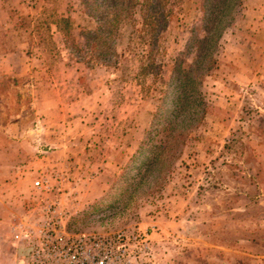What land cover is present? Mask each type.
<instances>
[{
    "label": "rangeland",
    "instance_id": "374dc122",
    "mask_svg": "<svg viewBox=\"0 0 264 264\" xmlns=\"http://www.w3.org/2000/svg\"><path fill=\"white\" fill-rule=\"evenodd\" d=\"M203 4L165 5L150 69L139 5L116 19L113 0H0V264H22L12 233L36 176L70 231L139 234L133 264H264V0L236 7L176 155L159 166L148 143Z\"/></svg>",
    "mask_w": 264,
    "mask_h": 264
},
{
    "label": "trees",
    "instance_id": "16d2710c",
    "mask_svg": "<svg viewBox=\"0 0 264 264\" xmlns=\"http://www.w3.org/2000/svg\"><path fill=\"white\" fill-rule=\"evenodd\" d=\"M113 1L120 3L121 6L110 8L114 9L115 17H118L117 14L124 8L132 15L134 7L139 5L143 27L138 37L145 38L149 46L143 57L147 62L142 65L144 67L148 65L150 69L157 67L151 58L157 44L158 32L166 25L165 5L170 0H129V3L127 0ZM240 3L241 0H204L203 35L195 34L186 47L187 50L195 51L192 65L186 71L179 70L172 79L162 80L161 86L156 88L159 93L160 110L156 113L149 131L151 136H148V143L157 137V142L154 140L152 143V147L157 149L156 159L162 156L165 163L170 156L174 157L179 147L202 121L205 113L204 98L200 89L203 76L213 67L215 63L213 52L217 42L233 20L235 9ZM61 21H64L65 26L68 25L67 19L61 18ZM157 164L159 166L162 164L159 158Z\"/></svg>",
    "mask_w": 264,
    "mask_h": 264
},
{
    "label": "built area",
    "instance_id": "2783aa9c",
    "mask_svg": "<svg viewBox=\"0 0 264 264\" xmlns=\"http://www.w3.org/2000/svg\"><path fill=\"white\" fill-rule=\"evenodd\" d=\"M39 200L13 227V241L22 250V264H133L143 248L134 232L70 231L68 211L57 198L44 196L52 186L42 176L32 180ZM42 196V197H41Z\"/></svg>",
    "mask_w": 264,
    "mask_h": 264
}]
</instances>
